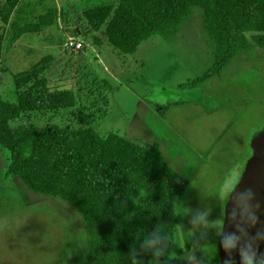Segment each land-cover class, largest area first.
I'll return each mask as SVG.
<instances>
[{"label": "rangeland", "instance_id": "1", "mask_svg": "<svg viewBox=\"0 0 264 264\" xmlns=\"http://www.w3.org/2000/svg\"><path fill=\"white\" fill-rule=\"evenodd\" d=\"M40 1L21 5L38 12ZM115 1L44 0L56 6L57 20L4 51L0 103L16 102L13 75L45 59L49 85L72 90L77 106L24 115L12 125L76 129L83 108L87 126L100 137L117 134L155 145L169 168L187 180L175 198L176 231L166 254L182 264H218L226 202L251 156L252 136L264 127V48L241 54L220 75L185 86L212 62L202 10L194 8L171 37L152 36L125 55L105 40V26L95 32L82 19L86 8ZM6 29L0 21V37ZM72 30L82 42L78 50L65 46ZM9 162L0 146V264H80L88 242L80 211L57 196L32 191L8 173Z\"/></svg>", "mask_w": 264, "mask_h": 264}, {"label": "trees", "instance_id": "2", "mask_svg": "<svg viewBox=\"0 0 264 264\" xmlns=\"http://www.w3.org/2000/svg\"><path fill=\"white\" fill-rule=\"evenodd\" d=\"M38 6L41 10L35 12L21 0H0V21L7 25L0 37V76L7 72L4 51L22 35L39 34L55 24L56 6L44 5V0ZM196 7L202 10L212 62L185 86L220 75L241 54L264 48V0H116L86 8L82 19L95 32L105 26V40L127 55L152 36L177 33ZM47 65L42 59L13 75L16 102L0 103V146L9 152L8 173L34 192L77 207L88 233L86 258L80 264H182L166 248L175 237V198L187 180L169 168L155 145L117 134L100 137L87 126L83 108L76 129L12 125L24 115L77 106L72 90L49 85L43 76Z\"/></svg>", "mask_w": 264, "mask_h": 264}, {"label": "water", "instance_id": "3", "mask_svg": "<svg viewBox=\"0 0 264 264\" xmlns=\"http://www.w3.org/2000/svg\"><path fill=\"white\" fill-rule=\"evenodd\" d=\"M250 146L251 156L225 205L218 264L264 262V127L252 136Z\"/></svg>", "mask_w": 264, "mask_h": 264}, {"label": "built area", "instance_id": "4", "mask_svg": "<svg viewBox=\"0 0 264 264\" xmlns=\"http://www.w3.org/2000/svg\"><path fill=\"white\" fill-rule=\"evenodd\" d=\"M66 47L71 48V49H80L82 47V42L77 39L75 36H71L68 38L66 44Z\"/></svg>", "mask_w": 264, "mask_h": 264}, {"label": "flooded vegetation", "instance_id": "5", "mask_svg": "<svg viewBox=\"0 0 264 264\" xmlns=\"http://www.w3.org/2000/svg\"><path fill=\"white\" fill-rule=\"evenodd\" d=\"M246 264H264V262L263 261H259V262L252 261V262H248Z\"/></svg>", "mask_w": 264, "mask_h": 264}, {"label": "crops", "instance_id": "6", "mask_svg": "<svg viewBox=\"0 0 264 264\" xmlns=\"http://www.w3.org/2000/svg\"><path fill=\"white\" fill-rule=\"evenodd\" d=\"M71 32L73 33V32H74V30H72ZM72 36H74V34H72ZM75 37H77V36H75ZM77 39H78V40H80L78 37H77ZM80 41H81V40H80Z\"/></svg>", "mask_w": 264, "mask_h": 264}]
</instances>
